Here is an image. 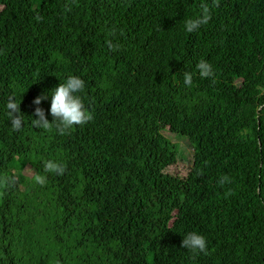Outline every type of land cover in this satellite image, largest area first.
<instances>
[{"label": "trees", "instance_id": "16d2710c", "mask_svg": "<svg viewBox=\"0 0 264 264\" xmlns=\"http://www.w3.org/2000/svg\"><path fill=\"white\" fill-rule=\"evenodd\" d=\"M202 3L211 20L186 32ZM212 4L0 0V264H264V0ZM72 75L94 119L33 127L37 107L54 120L51 92ZM165 131L196 165L178 167ZM191 232L207 254L182 247Z\"/></svg>", "mask_w": 264, "mask_h": 264}, {"label": "clouds", "instance_id": "9594fccd", "mask_svg": "<svg viewBox=\"0 0 264 264\" xmlns=\"http://www.w3.org/2000/svg\"><path fill=\"white\" fill-rule=\"evenodd\" d=\"M213 7H219V0H213ZM201 15L194 19H187L184 22V30L188 33L198 31L203 25H206L211 20V10L207 3L201 4ZM109 48L115 50V46L108 41ZM199 75L202 78L214 76L212 65L205 60H201L196 65ZM193 75L190 72H184V83L191 86ZM85 89V81L78 76H69L64 83H60L58 87L51 92V108L50 112L54 120L50 122L45 114V111L37 107L34 115L39 117L32 120V125L35 128L51 131L55 127L60 135L70 133V130L76 126H83L94 119L93 113L85 106L82 97L79 93ZM47 99L46 95L37 97L34 104L39 105L42 100ZM8 109L7 115L11 121V125L15 131L21 130L24 123V116L21 112V104L16 102L14 96L8 97L6 104ZM44 171L63 176L66 172V166L54 160H48L44 164ZM227 180L224 177L220 183L223 184ZM35 182L40 185H45L47 177L37 174ZM182 247L193 252H204L207 254V241L203 235L195 232L188 233L184 236Z\"/></svg>", "mask_w": 264, "mask_h": 264}, {"label": "rangeland", "instance_id": "374dc122", "mask_svg": "<svg viewBox=\"0 0 264 264\" xmlns=\"http://www.w3.org/2000/svg\"><path fill=\"white\" fill-rule=\"evenodd\" d=\"M163 138L178 147V167L182 171L196 165L193 161L194 149L187 139L178 136L173 131L163 132ZM151 246L157 250L160 249L155 241L152 242Z\"/></svg>", "mask_w": 264, "mask_h": 264}]
</instances>
